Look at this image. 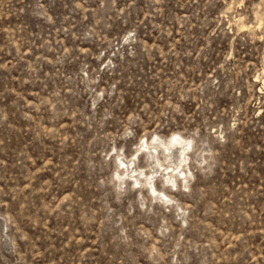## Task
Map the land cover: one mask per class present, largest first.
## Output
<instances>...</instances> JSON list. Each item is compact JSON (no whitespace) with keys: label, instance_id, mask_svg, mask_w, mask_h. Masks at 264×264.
<instances>
[{"label":"rangeland","instance_id":"rangeland-1","mask_svg":"<svg viewBox=\"0 0 264 264\" xmlns=\"http://www.w3.org/2000/svg\"><path fill=\"white\" fill-rule=\"evenodd\" d=\"M0 264H264V0H0Z\"/></svg>","mask_w":264,"mask_h":264},{"label":"bare ground","instance_id":"bare-ground-1","mask_svg":"<svg viewBox=\"0 0 264 264\" xmlns=\"http://www.w3.org/2000/svg\"><path fill=\"white\" fill-rule=\"evenodd\" d=\"M175 138V137H174ZM147 141H149V140H147ZM184 141H183V139L182 138H177L175 141H173L172 143L174 144H182ZM171 144V143H170ZM176 147V146H175ZM144 148V147H143ZM166 149V148H165ZM171 149V148H170ZM186 150V149H185ZM184 156V155H183ZM122 162V161H121ZM120 162V163H121ZM122 163H124V162H122ZM122 165H124V164H122Z\"/></svg>","mask_w":264,"mask_h":264}]
</instances>
